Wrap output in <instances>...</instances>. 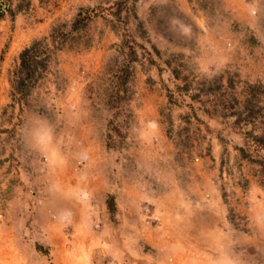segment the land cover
I'll return each mask as SVG.
<instances>
[{
	"label": "rangeland",
	"instance_id": "obj_1",
	"mask_svg": "<svg viewBox=\"0 0 264 264\" xmlns=\"http://www.w3.org/2000/svg\"><path fill=\"white\" fill-rule=\"evenodd\" d=\"M0 8L48 21L25 86L19 58L0 77V226L19 264H264V0Z\"/></svg>",
	"mask_w": 264,
	"mask_h": 264
},
{
	"label": "crops",
	"instance_id": "obj_2",
	"mask_svg": "<svg viewBox=\"0 0 264 264\" xmlns=\"http://www.w3.org/2000/svg\"><path fill=\"white\" fill-rule=\"evenodd\" d=\"M48 21H27L23 17L13 19L4 17L0 20V73L1 79L8 73L10 62L19 58L21 51L37 36L46 33ZM1 97L4 96V86L0 88ZM3 101H0V103ZM6 102V101H5ZM13 236L0 226V264H19L15 257L14 247L11 245Z\"/></svg>",
	"mask_w": 264,
	"mask_h": 264
},
{
	"label": "trees",
	"instance_id": "obj_3",
	"mask_svg": "<svg viewBox=\"0 0 264 264\" xmlns=\"http://www.w3.org/2000/svg\"><path fill=\"white\" fill-rule=\"evenodd\" d=\"M2 16V11L0 8V17ZM77 23V22H75ZM40 44V41H35L31 46L23 49L19 55L20 59V69L24 71V77L19 79L20 87L25 86L24 83L28 78H30L36 71L38 60L40 59V53L36 51V47ZM23 91V90H22Z\"/></svg>",
	"mask_w": 264,
	"mask_h": 264
},
{
	"label": "clouds",
	"instance_id": "obj_4",
	"mask_svg": "<svg viewBox=\"0 0 264 264\" xmlns=\"http://www.w3.org/2000/svg\"><path fill=\"white\" fill-rule=\"evenodd\" d=\"M148 127L150 129H155L156 125L155 123H150L148 125ZM31 135L33 140L35 141V144L40 147L42 150H48L52 144V132L51 129L45 125L43 122H37L35 127L31 130ZM80 198L82 200H86L87 199V193L86 192H82L80 193ZM62 217H67L68 215H70V213L68 212H64L61 214ZM222 264H232L231 261H224L222 262Z\"/></svg>",
	"mask_w": 264,
	"mask_h": 264
}]
</instances>
